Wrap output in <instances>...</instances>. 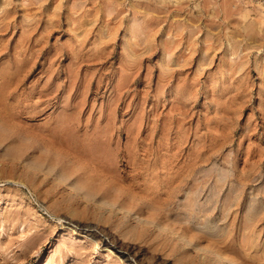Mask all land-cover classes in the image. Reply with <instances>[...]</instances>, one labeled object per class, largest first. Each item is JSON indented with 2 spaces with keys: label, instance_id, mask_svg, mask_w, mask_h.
I'll list each match as a JSON object with an SVG mask.
<instances>
[{
  "label": "rangeland",
  "instance_id": "rangeland-1",
  "mask_svg": "<svg viewBox=\"0 0 264 264\" xmlns=\"http://www.w3.org/2000/svg\"><path fill=\"white\" fill-rule=\"evenodd\" d=\"M74 181L264 264V0H0V264H223Z\"/></svg>",
  "mask_w": 264,
  "mask_h": 264
},
{
  "label": "bare ground",
  "instance_id": "bare-ground-1",
  "mask_svg": "<svg viewBox=\"0 0 264 264\" xmlns=\"http://www.w3.org/2000/svg\"><path fill=\"white\" fill-rule=\"evenodd\" d=\"M24 166L28 168L29 170L33 169L30 167L27 163H24ZM41 170H44L42 167H40ZM49 171L45 170V174L48 173ZM53 179L55 182H59L62 180L61 175H52ZM68 187L74 190L75 192H78L81 194L82 197L84 198H90L93 199L97 202H100L103 205H110V206H115L119 210L123 212L124 215H132L135 218H138L140 222L146 225H154L156 228L159 230V232H166L170 234L171 236L175 237L177 240H179L184 246H188V244L192 243L194 244V247L197 251H203L207 256L213 258V260H216L218 262H221L223 264H239L235 260L229 258L227 255H225L223 252H221L219 249L215 247H210L203 243L201 240H194L191 239L188 235H186L182 231H178L175 228L171 227L170 224H167L166 222H161V223H156L154 220H152L146 212L141 211V210H136L132 211L128 206H126L123 202L117 201L110 199L106 195L101 194L99 197H94L92 196L91 193L88 191H82L81 188L79 187V184L74 182H68Z\"/></svg>",
  "mask_w": 264,
  "mask_h": 264
}]
</instances>
